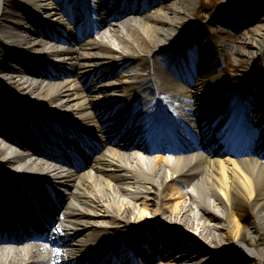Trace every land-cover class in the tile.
<instances>
[{
	"label": "bare ground",
	"instance_id": "bare-ground-1",
	"mask_svg": "<svg viewBox=\"0 0 264 264\" xmlns=\"http://www.w3.org/2000/svg\"><path fill=\"white\" fill-rule=\"evenodd\" d=\"M108 1L102 0L103 6ZM195 5V0H149L142 7L113 13L102 6L100 11L106 14L99 15L103 20L96 31L87 33L92 38L86 41L85 31L78 34L80 26L70 23V8L63 0H0V57L25 71L0 63V98L18 100L23 108H0V137L5 138L0 139V178L8 182L0 190L10 187L25 196L29 188L49 190L60 197L63 221L73 225L69 235L55 240L1 239L0 264L102 260L151 231L157 238L142 242L156 248L155 241H165L175 250L160 258V264H202L204 257L214 255L210 264H224V254L231 251L237 252L231 257L234 264H264V81L254 90L250 74L238 89L228 87L216 67L231 46L215 40L212 25L206 26L207 39L196 40V54H179L181 47H190L191 33L199 26ZM216 19L214 14L211 20ZM254 31L252 45L257 50L244 53L251 59L264 56V23ZM247 42L242 36L241 43ZM158 54L162 61L173 57L182 70L191 66L192 72L180 74L179 83L167 70L170 67L161 65ZM42 56L48 59L44 63L48 72L30 65L41 62ZM109 68L114 70L104 71ZM261 72L264 76V59ZM192 73H197L194 81ZM231 94L234 97L226 100ZM129 104L138 105L141 114L164 111L173 120L188 122L194 136L206 134V123L220 116L226 119L216 130L218 135L232 128L242 133H234L233 153L221 150L219 142L211 145L207 138L199 144L153 148L125 136L123 123L129 116L127 111L118 112V106ZM62 123L71 132L62 133ZM244 133L245 139L240 138ZM64 134L65 145L80 141L92 148L95 158L78 170L36 159L47 158L37 151L51 152L50 141ZM27 149L35 150L37 157L25 153ZM179 183H192L197 195L183 192ZM2 203L7 213H0L9 214L14 202ZM196 207L199 212H194ZM207 220H219L221 225ZM0 223L15 230L10 217L0 215ZM196 224L206 244L186 230L197 229ZM96 242L103 247L97 255ZM135 247L140 252L137 243ZM183 253L187 257L181 259ZM157 258H147V264H157Z\"/></svg>",
	"mask_w": 264,
	"mask_h": 264
},
{
	"label": "rangeland",
	"instance_id": "rangeland-1",
	"mask_svg": "<svg viewBox=\"0 0 264 264\" xmlns=\"http://www.w3.org/2000/svg\"><path fill=\"white\" fill-rule=\"evenodd\" d=\"M237 1H240V0H195L196 2L195 6L198 8L199 12L197 13L196 16H194V19L197 21V24L199 26L191 33L190 46L195 48L196 40L197 39L202 40L203 38L206 37V26L212 25V27L217 30L215 40L218 42L226 43L231 46V49L228 51L227 55L224 57L222 62H220V64L216 67V69L219 70L218 74L222 76H226V79L228 80L227 85L230 89H233V90L238 89L247 80L249 75L252 74L254 76L252 80V83L254 84L253 89L256 90L257 84H262L264 81V76L261 72L264 56L260 57L257 55L253 59H251L250 56L244 55V53L245 52L252 53L254 52V50H257V48L254 47L252 44H253V41H255V36H256L254 34L255 32L254 28L258 24H260V22L253 23L252 20H250L247 16H244V15L242 16L243 18L240 21V23H238V21H235V16H233V12L231 8H232V5H235ZM157 6H155L154 9H156ZM154 9H151V10L153 11ZM214 14L216 15V18H217L216 21L211 20ZM230 17H232L231 20L233 22V26L228 24ZM261 23H264V21ZM31 27L34 28V26H31ZM55 32L60 33L58 30H55ZM242 36L250 42L241 43ZM91 38L92 37L87 38L86 41L91 40ZM203 43L204 42H202V44ZM113 47L115 49L120 48L117 43H114ZM1 53L2 52H0V54ZM158 55H161V54H158ZM157 57H159L160 63L162 65V62H161V59L163 58L162 55L157 56ZM1 59L5 60L3 62H6L7 66H14L20 69L19 66L12 64V60L0 57V60ZM0 63L2 64V61H0ZM38 64H41V63L38 61H35V63L31 62V65L35 67H37ZM136 65H138L139 67L143 66L140 62H138ZM42 69H44L47 72L49 71V69L46 68L45 65H43ZM107 70H114V69L109 68V69H105L104 71L106 72ZM27 77L29 76L27 75ZM118 78H120V76H118ZM193 79L195 78L193 77ZM234 95L231 94L230 95L231 97H228L227 100L234 97ZM152 160L153 161L155 160L154 156L152 157ZM178 186L185 193L188 192V193L197 195V192L192 183H188L185 185H180L179 183ZM189 203H190V198H188V201H187V204ZM195 211L199 212L200 210L199 208L196 207L194 212ZM217 213L218 214L222 213L219 208L217 209ZM218 221L219 220H211V221L207 220L209 224L220 226L221 224ZM195 228L197 229L186 227V230L195 234L197 237H199V239L202 240L203 243L206 244L207 241L204 240L199 234L200 227L198 226V224H196ZM235 253L237 252H232V251L226 252L224 254L223 260L225 261V257L227 255L232 256ZM241 254L245 255V253L243 252ZM216 256L217 255H214L213 257L211 256L204 257L202 259L203 260L202 264L204 263L210 264L211 262L214 261Z\"/></svg>",
	"mask_w": 264,
	"mask_h": 264
}]
</instances>
